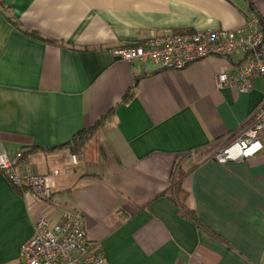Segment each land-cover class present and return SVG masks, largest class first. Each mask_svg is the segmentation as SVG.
Masks as SVG:
<instances>
[{
  "label": "crops",
  "instance_id": "obj_1",
  "mask_svg": "<svg viewBox=\"0 0 264 264\" xmlns=\"http://www.w3.org/2000/svg\"><path fill=\"white\" fill-rule=\"evenodd\" d=\"M251 11L264 24V0H0V153L59 173L44 203L0 172V264H22L38 217L57 223L69 210L107 264H264V150L209 158L257 114L264 78L247 94L216 88L240 53L178 71L115 56L166 33L239 29ZM9 16L60 45L21 34ZM113 109L68 166L61 147Z\"/></svg>",
  "mask_w": 264,
  "mask_h": 264
},
{
  "label": "built area",
  "instance_id": "obj_2",
  "mask_svg": "<svg viewBox=\"0 0 264 264\" xmlns=\"http://www.w3.org/2000/svg\"><path fill=\"white\" fill-rule=\"evenodd\" d=\"M240 53L242 63L231 72L217 76L216 88H233L241 94L255 89L256 79L264 78V28L261 18L251 11L246 24L235 30H209L193 33H166L153 36L141 45L118 50L115 56L134 63L144 62L158 71L183 70L192 63L211 58H230ZM264 150V96L260 108L227 144H220L209 158L220 164L250 159ZM0 153V172L23 194H33L49 203L56 188L58 171L35 175L24 160ZM68 166L78 165L70 155ZM22 264H107L102 251L88 243L83 219L76 211H67L52 223L46 216L34 222V235L22 247Z\"/></svg>",
  "mask_w": 264,
  "mask_h": 264
},
{
  "label": "trees",
  "instance_id": "obj_3",
  "mask_svg": "<svg viewBox=\"0 0 264 264\" xmlns=\"http://www.w3.org/2000/svg\"><path fill=\"white\" fill-rule=\"evenodd\" d=\"M248 1L250 3L252 2V0H248ZM8 20L12 23V25L21 34H23V35H25V36L33 39V40H37V41H40V42H43V43H46V44H50V45H60V44H58L55 41H52V40H49V39H46V38L42 37L37 32H31V31H28L26 29H23L22 25L17 20H15V18H13L12 16H9ZM262 25H263V28H264V24H262ZM141 44H142L141 42L132 43V44H129L127 46V48L137 47V46H139ZM134 96H135V93H134V88H133V89H130L126 93V95L122 98L121 103H130L133 100ZM114 113H115V109L111 110L107 115L101 117L92 127L84 129V130L80 131L78 134H76L69 143L65 144L61 148L67 149L71 155H75L78 158L81 157L85 153L88 145L91 143V141L96 136V134L100 130L106 129V128H108V127H110L112 125ZM208 152L209 151H207L206 153H208ZM27 155H28V153H24L23 154L24 160H26ZM181 175H182V173H180L178 171L176 179L180 178ZM178 184L179 183H176V185H178ZM176 188H178V187L176 186ZM15 189L17 190V192L19 194L23 195V190L17 189V188H15ZM185 214L190 219H192L195 222L199 223V219L195 215L194 211H191V210L187 209V210H185Z\"/></svg>",
  "mask_w": 264,
  "mask_h": 264
},
{
  "label": "water",
  "instance_id": "obj_4",
  "mask_svg": "<svg viewBox=\"0 0 264 264\" xmlns=\"http://www.w3.org/2000/svg\"><path fill=\"white\" fill-rule=\"evenodd\" d=\"M120 59V58H119Z\"/></svg>",
  "mask_w": 264,
  "mask_h": 264
}]
</instances>
